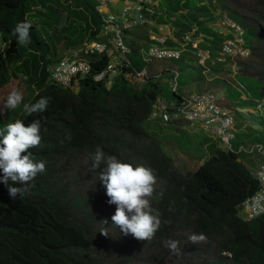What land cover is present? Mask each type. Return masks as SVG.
I'll use <instances>...</instances> for the list:
<instances>
[{
  "label": "trees",
  "instance_id": "obj_1",
  "mask_svg": "<svg viewBox=\"0 0 264 264\" xmlns=\"http://www.w3.org/2000/svg\"><path fill=\"white\" fill-rule=\"evenodd\" d=\"M77 2L79 16L86 23L79 30L72 21L65 31L71 38L81 35L80 41L87 32L90 43L102 42L104 22L94 3ZM224 3L245 22L240 21L246 28V45L251 50L250 58L235 59L239 71L223 83L225 101L239 109H252L264 101V0H224ZM206 5L205 0H159L158 5L143 13L157 25L155 33L158 28L171 25L175 29L174 39L196 29L197 36L207 37L202 48L214 55L222 41L211 26L216 17L194 24L187 15L201 13ZM34 7L37 4L33 0H0V33L10 44L8 54H0V90L9 84V68L13 67L15 90L24 96V85L28 82L39 88L31 104L42 97L49 99L43 113L29 116L25 112L21 116L26 127L35 119L41 120L42 147L30 151L46 161L45 172L30 182L23 198L18 196L15 200L10 197L8 187L0 183V264H127L130 251L122 253L127 254V259L119 260L97 247L100 221L92 211L93 204H85L76 196L73 202L59 187L63 166L60 159L84 158L90 169L88 155L98 145L122 162L151 168L157 178L152 208L161 213L162 221L170 223L162 224L151 240L139 242L138 250L142 247L148 250L142 260L144 264H264V215L245 220L239 209L261 190V185L241 156L214 147L204 164L187 172L177 169L148 132V121L159 123L151 120V111L161 97L160 82L149 78L146 85L137 89L120 76L109 89L106 82L95 81L111 63L108 54L91 57V72L81 79L77 92L51 83V65L64 56L61 53L56 57L54 45L47 41L53 21L42 19V25L38 26L34 20L40 14L32 15ZM25 20L32 24V42L27 47L19 46L11 34L15 25ZM147 32L144 36L150 43L145 46L146 51L158 45ZM127 36L136 44V34ZM166 44L176 46L172 39H167ZM131 47L135 55V62L131 63L140 71V50ZM221 65L224 64L211 67L223 70ZM13 110L6 109L4 114L0 110V122L9 123ZM93 174L99 179L98 172ZM103 219L110 220L111 216ZM193 233L203 234L205 240L189 242ZM170 239L180 242L178 252L165 246Z\"/></svg>",
  "mask_w": 264,
  "mask_h": 264
},
{
  "label": "rangeland",
  "instance_id": "obj_2",
  "mask_svg": "<svg viewBox=\"0 0 264 264\" xmlns=\"http://www.w3.org/2000/svg\"><path fill=\"white\" fill-rule=\"evenodd\" d=\"M33 1L37 4V7L33 8L31 12L32 15L34 16L35 13L40 14V18L34 20L35 23L40 26L42 25V19H50L53 21L52 28L49 31L50 37H47V41L49 43L52 42V45H54L52 51L56 57L61 53H63L64 56L66 52H70L75 48H79V46L82 47L90 43L89 33L87 32L83 34V39L80 41L81 35L71 38L70 33L65 31L68 30L72 21L76 22V26L79 30H81L82 26L86 23V21L82 20L79 16V5L77 0ZM207 2L208 5H206V9L202 10L201 13L190 12L187 14L194 24L206 21L209 22L223 11H228L234 20L245 23L225 5L224 0H207ZM109 9L111 11V7H109ZM109 9L107 13H109ZM146 30L150 31L149 22L134 26L125 32L124 40L131 52V45H133L135 49L140 50L139 56L142 60V64L136 63V66L140 64L142 70L146 69L149 74L151 73L154 76L153 78L155 80L160 82L161 96L164 99L178 100L181 97L189 98L194 94L215 93L222 96L221 102L234 113L237 123L239 122V127L237 125L238 128L243 129L247 124L257 126L259 121L256 118V113L250 112L254 111L253 109L255 107L244 112L237 106L227 105L225 101L226 91L223 87V83L228 82L229 79L239 71L238 65L235 64L236 58L221 65L223 66V70H216L219 66L202 70V68H198L195 65L196 58L188 53H185L184 59L179 61H146L147 51L145 50V46L150 43V40H147L144 36L145 32H147ZM217 32L219 36L221 35V37H223L224 32L221 29H217ZM127 34H136V44H134L133 39L127 36ZM149 35L151 38L153 34L150 32L148 33V37ZM180 39L181 37L179 36L178 40ZM109 47L113 49L110 44ZM129 59L135 62V55L130 53ZM55 64L51 65L50 70ZM162 73L164 75L160 77ZM177 75L178 77L175 81L174 78ZM12 77H14L13 67L9 68V84L0 90V110L3 114L6 112L2 104L4 99H7L8 95L17 89ZM175 83L177 84V92H174L171 86ZM143 84L144 82H140L135 85V88L140 89ZM24 86L22 103L13 110L14 112L10 122H15L17 119L22 120L21 116L25 114L23 105L31 104L36 93L39 92V88L28 82ZM6 124L7 122L3 120L0 122V128H3ZM147 125L150 127L148 130L149 135L157 141L163 152L174 161L175 167L183 172L195 169L204 164L211 156L213 148L217 146L215 140L210 138L203 129L190 126L189 123L184 120H179L175 127H165L160 123H153L151 121H148ZM248 145L253 144L248 143ZM240 158L252 173L255 174L259 168L258 164L251 161L248 157L241 156ZM60 161L63 165L59 174V187L62 188V193L73 202L76 201L74 198L76 196L85 204H93L92 211L100 221L96 230V232L99 233L96 235L97 247L102 248L105 255L119 260L122 258L127 259V254L122 253L130 251V259L127 260V264H144L142 260L148 250L144 247L138 250L137 246L141 240L134 238L131 234L125 236L120 232L118 227L112 226V216L115 214L117 206L108 203L110 198H108L105 190L102 189L98 177L89 171L87 159H60ZM148 199L152 207V196L148 197ZM130 215L131 214H129V216ZM106 216H111V219L107 220V225H104L102 222L105 221L103 218H106ZM102 232H105L106 235L102 234Z\"/></svg>",
  "mask_w": 264,
  "mask_h": 264
},
{
  "label": "built area",
  "instance_id": "obj_3",
  "mask_svg": "<svg viewBox=\"0 0 264 264\" xmlns=\"http://www.w3.org/2000/svg\"><path fill=\"white\" fill-rule=\"evenodd\" d=\"M97 13L102 17L104 27L102 38L104 42L85 44L67 52L63 60L55 64L49 73V81L64 89L77 92L80 81L91 72L90 59L92 56L108 54L111 63L108 68L95 78L97 82H106L110 89L117 77L124 76L127 81L137 85L149 79L146 69H135L129 59L131 51L124 40V33L134 26L146 23L144 11L159 4V0H125L123 9L119 14L107 13L111 0H91ZM134 14H139L134 19ZM228 11L216 15L211 26L216 31L221 29L224 34L220 49L216 54L202 48L207 44L205 35H196V29L187 33L176 41V46L165 47L167 36L154 37L153 41L160 45L151 47L146 52V61L149 60H176L179 61L185 53L196 56L195 65L207 69L211 66L226 64L235 58L246 60L251 56V50L246 45V28L238 20H234ZM112 45L113 49L109 47ZM10 44L4 41L0 33V54L7 55ZM163 73L160 77H163ZM178 75L174 78L176 81ZM172 89L177 92V84H172ZM222 96L215 93L194 94L189 98L181 97L178 100L168 101L158 98L151 111V120L159 122L165 127H175L179 120H184L190 126L203 129L210 138L218 142L219 148L240 156L258 155L263 159L260 169L254 176L261 185V190L247 199L240 206V216L245 220H253L264 215V143L241 145L238 149L234 143L238 138L237 120L234 113L221 101ZM254 112L264 116V101L258 102ZM229 256L228 254H226Z\"/></svg>",
  "mask_w": 264,
  "mask_h": 264
},
{
  "label": "clouds",
  "instance_id": "obj_4",
  "mask_svg": "<svg viewBox=\"0 0 264 264\" xmlns=\"http://www.w3.org/2000/svg\"><path fill=\"white\" fill-rule=\"evenodd\" d=\"M31 29L32 24L27 20L17 23L12 29L11 34L19 46L27 47L31 44ZM22 100L21 92L14 90L8 95L4 109H15ZM48 103L49 99L42 97L33 104H24L23 109L32 116L43 113ZM41 127L40 119H35L27 127L22 120L17 119L14 123H7L0 130V170L3 172L0 183L8 187L9 195L14 200L18 196L23 198L31 187L30 182L46 170V161L38 159L30 151L32 148L42 147ZM88 158L91 160L89 171L99 173V181L103 183L110 198L108 203L117 206L112 216V226L118 227L125 236L131 234L138 240L148 241L154 237L162 224L170 223L167 220L162 221L161 213L151 207L148 199L153 195L157 182L151 168L122 162L115 155L105 153L99 145L95 147L94 152L89 153ZM13 184H18L19 187H13ZM171 210L170 207L169 211ZM107 223V220L102 222L104 225ZM102 234L106 235L105 232ZM188 240L196 244L204 241L205 236L193 233ZM179 243L170 239L165 242V246L175 253L179 251Z\"/></svg>",
  "mask_w": 264,
  "mask_h": 264
},
{
  "label": "crops",
  "instance_id": "obj_5",
  "mask_svg": "<svg viewBox=\"0 0 264 264\" xmlns=\"http://www.w3.org/2000/svg\"><path fill=\"white\" fill-rule=\"evenodd\" d=\"M125 2H126L125 0H111V3H110L111 11L109 9V13L119 14L120 11L123 9ZM215 2H217V1H215ZM205 3L208 5L207 0H205ZM139 16H140L139 14H134L133 18L136 20L139 18ZM145 18H146V23L149 22L150 32H151V34H153L151 37L152 41H153L154 37H159V36L166 37L167 36L168 41H170L172 39L176 44V41H178V39H174V38H176L175 37V29L171 25H168L167 27H164V28L163 27L158 28L159 31L157 33H155L156 30L154 28H156L157 25L153 21L149 20V18H147V16H145ZM158 45H160V44L158 43ZM165 47H172V46H168L167 44H165ZM190 55L194 56L193 54H190ZM194 57L196 58V56H194ZM140 71H143V70H140ZM149 75H150V78L154 79L153 78L154 76L151 73ZM146 84H147V81L142 85V87ZM242 99L245 100L246 98L243 96ZM168 101H172V100H168ZM240 110L246 112L248 109L242 108ZM250 112L256 113L254 111H250ZM256 118L259 121L257 126H255V125L251 126V125L247 124L243 129H241V128H238L239 122L237 123V125H238L237 129H238L239 135H238L237 141L234 143L236 149H238V147H240L241 145H246L248 143H264V142H261V141H264V116H261L260 114L256 113ZM215 143L217 145L216 147L219 148L218 142L215 141ZM245 157L246 158L248 157L249 159H251V161H253L254 163H257L259 166L258 170L260 169L261 165L263 164V159H261V157H259L258 155L245 156Z\"/></svg>",
  "mask_w": 264,
  "mask_h": 264
}]
</instances>
